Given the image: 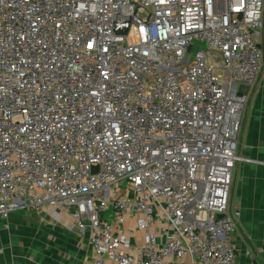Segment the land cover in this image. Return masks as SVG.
Wrapping results in <instances>:
<instances>
[{
	"label": "built area",
	"instance_id": "2783aa9c",
	"mask_svg": "<svg viewBox=\"0 0 264 264\" xmlns=\"http://www.w3.org/2000/svg\"><path fill=\"white\" fill-rule=\"evenodd\" d=\"M263 9L0 0V217L75 225L92 251L78 264H236L233 170L253 160L235 133Z\"/></svg>",
	"mask_w": 264,
	"mask_h": 264
},
{
	"label": "crops",
	"instance_id": "0c3cea01",
	"mask_svg": "<svg viewBox=\"0 0 264 264\" xmlns=\"http://www.w3.org/2000/svg\"><path fill=\"white\" fill-rule=\"evenodd\" d=\"M260 46L264 59V9ZM244 92L237 154L253 161L234 166L229 206L239 210L240 218L232 241L236 264H264V64L254 86ZM91 255L89 239L47 211L18 210L0 217V264H78Z\"/></svg>",
	"mask_w": 264,
	"mask_h": 264
},
{
	"label": "rangeland",
	"instance_id": "374dc122",
	"mask_svg": "<svg viewBox=\"0 0 264 264\" xmlns=\"http://www.w3.org/2000/svg\"><path fill=\"white\" fill-rule=\"evenodd\" d=\"M245 94H247V92H243ZM246 103H247V97H246V102L245 103H242L241 107H240V117H239V128L238 130L236 131L235 133V139L236 141L238 142V137H239V131H240V122H241V117H242V113L246 107ZM236 152H237V145H236ZM238 155V154H237ZM239 157H241V155H238ZM237 163L240 162V160L236 161Z\"/></svg>",
	"mask_w": 264,
	"mask_h": 264
}]
</instances>
